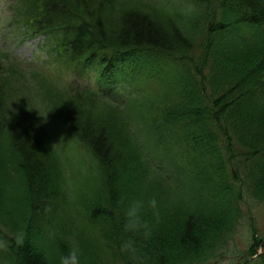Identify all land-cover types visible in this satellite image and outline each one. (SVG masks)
<instances>
[{"label":"trees","instance_id":"1","mask_svg":"<svg viewBox=\"0 0 264 264\" xmlns=\"http://www.w3.org/2000/svg\"><path fill=\"white\" fill-rule=\"evenodd\" d=\"M8 12L22 39L46 34L47 57L0 51V264H58L73 240L82 264H264V0ZM120 52L155 59L137 96L67 79L93 69L106 82ZM152 196L151 237L126 232V203Z\"/></svg>","mask_w":264,"mask_h":264},{"label":"clouds","instance_id":"2","mask_svg":"<svg viewBox=\"0 0 264 264\" xmlns=\"http://www.w3.org/2000/svg\"><path fill=\"white\" fill-rule=\"evenodd\" d=\"M147 208H151L153 215L158 218L159 208L158 201L155 196L148 198H134L129 200L124 207V223L123 228L126 232L140 234L145 239H149L152 235V227L150 222L145 219L144 212ZM121 248L135 255L138 251L136 241L132 236L121 241ZM83 250L78 241H71L67 249L63 251L58 258V264H82Z\"/></svg>","mask_w":264,"mask_h":264},{"label":"rangeland","instance_id":"3","mask_svg":"<svg viewBox=\"0 0 264 264\" xmlns=\"http://www.w3.org/2000/svg\"><path fill=\"white\" fill-rule=\"evenodd\" d=\"M5 0H0V15H3L4 17H6V14L4 13V11H2L1 8V4L4 2ZM5 21V19L3 20ZM5 22H2V18L0 16V27L1 28H5ZM39 43V39H35V40H27L24 43H20L19 39H16L14 44L12 45L13 47H16L17 52L24 57L26 60H29L31 62L34 63H40L42 61V59L44 57H46V53L41 52V48L38 45ZM254 209H256V218H257V223L258 225L264 230V204L261 207L260 205L256 206ZM223 264H229L227 263H223Z\"/></svg>","mask_w":264,"mask_h":264}]
</instances>
